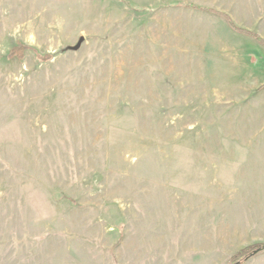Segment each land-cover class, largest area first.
Here are the masks:
<instances>
[{
    "label": "rangeland",
    "instance_id": "1",
    "mask_svg": "<svg viewBox=\"0 0 264 264\" xmlns=\"http://www.w3.org/2000/svg\"><path fill=\"white\" fill-rule=\"evenodd\" d=\"M221 14L264 40V0H0V264L264 243V44Z\"/></svg>",
    "mask_w": 264,
    "mask_h": 264
},
{
    "label": "trees",
    "instance_id": "2",
    "mask_svg": "<svg viewBox=\"0 0 264 264\" xmlns=\"http://www.w3.org/2000/svg\"><path fill=\"white\" fill-rule=\"evenodd\" d=\"M223 18L226 20L228 26L234 30L235 32H238L240 34L249 36L257 40L259 43L264 44V40L261 39L254 31H251L249 29H245L242 27H238L237 25L234 24L232 19L226 15V14H221ZM27 47L25 45H22L20 43H17L15 46H13L9 52L8 56L10 57H18L21 58L25 49ZM264 252V243H254L250 244L240 250H238L236 253H234L230 259L229 262L230 264H240L242 262L248 261L252 257Z\"/></svg>",
    "mask_w": 264,
    "mask_h": 264
},
{
    "label": "crops",
    "instance_id": "3",
    "mask_svg": "<svg viewBox=\"0 0 264 264\" xmlns=\"http://www.w3.org/2000/svg\"><path fill=\"white\" fill-rule=\"evenodd\" d=\"M259 83L261 84V83H264V82L261 81V82H259ZM263 147H264V145H263Z\"/></svg>",
    "mask_w": 264,
    "mask_h": 264
}]
</instances>
